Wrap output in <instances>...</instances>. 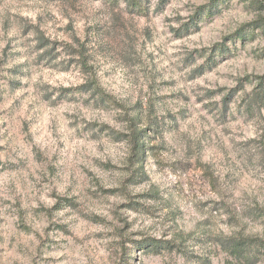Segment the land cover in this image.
<instances>
[{
  "label": "clouds",
  "instance_id": "clouds-1",
  "mask_svg": "<svg viewBox=\"0 0 264 264\" xmlns=\"http://www.w3.org/2000/svg\"><path fill=\"white\" fill-rule=\"evenodd\" d=\"M210 2L0 0V264H264V0Z\"/></svg>",
  "mask_w": 264,
  "mask_h": 264
},
{
  "label": "rangeland",
  "instance_id": "rangeland-1",
  "mask_svg": "<svg viewBox=\"0 0 264 264\" xmlns=\"http://www.w3.org/2000/svg\"><path fill=\"white\" fill-rule=\"evenodd\" d=\"M171 0H165V2H162V4L166 7L167 3H170ZM224 0H211V2L207 5H201L200 8L197 9L195 16L191 17L188 21V23H186L185 25L182 26L181 31L184 33H188V35H194L193 33H190L194 30H196L198 28V24L199 22L205 20V19H209L211 18L213 15L216 14V12L219 10V7L223 4ZM131 15H133L134 18H138L139 20V25L143 24V17L140 14H136V13H132ZM65 28H69L74 30L72 22L69 21L68 25H57L56 28H54L52 30V37L54 38V43H53V47L54 50L50 51V53L55 51V48L57 45H59V43L62 40L65 39H71L70 36H67L64 29ZM249 31H254V29H249V28H245L242 29L240 33H238V35H240L241 37H246L249 33ZM256 36L255 35H250L247 39H246V45L247 44H255L256 43ZM221 48H223V46H220ZM256 51H260V49H257ZM49 53V54H50ZM47 55V54H45ZM191 58V54L190 57ZM66 75V74H65ZM15 76V73L12 72L11 70H0V92H2L4 89L6 88H10L15 90L16 88L19 87V84L17 81L13 80L12 77ZM116 144H118L119 142H115Z\"/></svg>",
  "mask_w": 264,
  "mask_h": 264
},
{
  "label": "trees",
  "instance_id": "trees-1",
  "mask_svg": "<svg viewBox=\"0 0 264 264\" xmlns=\"http://www.w3.org/2000/svg\"><path fill=\"white\" fill-rule=\"evenodd\" d=\"M161 2H165V0H161ZM134 6L137 7V8H139L141 13L144 12V10H145L144 9V5L142 3V0H135ZM136 14H139V13H136ZM257 27H259V25H257ZM41 46L44 47V45H41ZM53 50H54V47H52V49L47 50L45 54H49L50 51H53ZM54 58L55 57L53 56V59Z\"/></svg>",
  "mask_w": 264,
  "mask_h": 264
}]
</instances>
